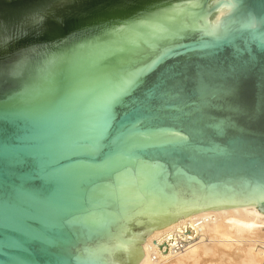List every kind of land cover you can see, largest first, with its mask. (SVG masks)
<instances>
[{
  "label": "water",
  "instance_id": "1",
  "mask_svg": "<svg viewBox=\"0 0 264 264\" xmlns=\"http://www.w3.org/2000/svg\"><path fill=\"white\" fill-rule=\"evenodd\" d=\"M209 1L0 4V248L11 264H138L154 230L264 202V0L204 11ZM215 13L225 16L209 28ZM157 20L169 31L146 27ZM157 65L183 74L152 72L113 105L120 77ZM86 138L103 150L80 147Z\"/></svg>",
  "mask_w": 264,
  "mask_h": 264
},
{
  "label": "bare ground",
  "instance_id": "2",
  "mask_svg": "<svg viewBox=\"0 0 264 264\" xmlns=\"http://www.w3.org/2000/svg\"><path fill=\"white\" fill-rule=\"evenodd\" d=\"M224 16L215 13L209 28ZM140 245L138 264H264V202L200 211L154 230Z\"/></svg>",
  "mask_w": 264,
  "mask_h": 264
},
{
  "label": "snow or ice",
  "instance_id": "3",
  "mask_svg": "<svg viewBox=\"0 0 264 264\" xmlns=\"http://www.w3.org/2000/svg\"><path fill=\"white\" fill-rule=\"evenodd\" d=\"M146 27H148L154 34L157 35L169 31V29L165 26V23L160 20L148 24L146 25ZM152 72L157 73V76L162 81L169 80L173 76V74L176 75L183 74L182 71H178L173 66H160V65H157L156 67L152 68L149 72H145L143 76L136 75L134 73H125L122 77H120L119 87L116 90H114V92L112 93L111 102L113 103V105H116L117 102H123L127 97L135 94L138 89L147 86L148 82L145 79V77L151 75ZM172 135L179 136L180 133L175 132L172 133ZM80 147L88 149L89 152L91 153L100 152L103 150L102 144L98 141V139H94V138L84 139L83 141L80 142ZM32 240L43 241V237L37 236ZM7 248H8L7 245H5V247L3 248H0V257L5 258L3 260H0L3 261V264H11V262L16 259L15 257L9 255ZM15 249L27 255H31L30 249L24 246L23 247L17 246Z\"/></svg>",
  "mask_w": 264,
  "mask_h": 264
},
{
  "label": "rangeland",
  "instance_id": "4",
  "mask_svg": "<svg viewBox=\"0 0 264 264\" xmlns=\"http://www.w3.org/2000/svg\"><path fill=\"white\" fill-rule=\"evenodd\" d=\"M21 0H0V4H17Z\"/></svg>",
  "mask_w": 264,
  "mask_h": 264
}]
</instances>
